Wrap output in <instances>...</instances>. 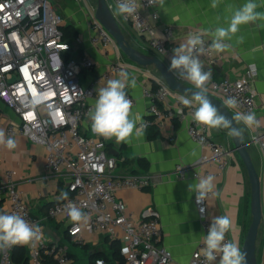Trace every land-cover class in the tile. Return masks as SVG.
I'll list each match as a JSON object with an SVG mask.
<instances>
[{"label": "built area", "instance_id": "1", "mask_svg": "<svg viewBox=\"0 0 264 264\" xmlns=\"http://www.w3.org/2000/svg\"><path fill=\"white\" fill-rule=\"evenodd\" d=\"M108 7L119 23L121 29L127 24L137 36L143 37L146 46L155 55L163 56L170 52L166 43L172 38V27L166 26L161 34L155 31L154 23L158 19L156 5H149L148 0H138L141 8L137 17L124 19L116 15L117 0H106ZM91 9L89 41L93 47L117 46L114 38L94 17ZM64 19L51 0H0V101L17 117L8 120L0 116V130L5 137H27L46 147L44 170L48 174L65 173L66 190L60 200L52 203L44 218L32 214L30 205L24 198L13 172L7 170L0 176V199H6L8 206L3 212L20 214L30 223L39 224L43 239L35 246L16 245L0 249V264H14L12 252L18 246L25 247L28 264H69L70 258L65 245L49 239L45 233L43 221L61 219L66 222L69 239L81 244L83 232L89 235L108 234L114 236L115 229L124 236L123 264H168L172 260L171 252L162 245V227L160 213L153 206L144 207L137 219L127 213L123 200L116 196L121 189L145 190L154 183L153 176L147 172L117 173L115 168L123 158L108 154L106 141L82 125L88 119V111L97 97L96 85L99 79L84 83L81 74L94 66L88 54L71 55L82 43L77 36L72 41L64 39L61 27ZM205 41V53L199 56L204 71L206 64H215L217 57L210 48L211 40L202 35ZM70 55L66 58V55ZM174 53L171 52V55ZM124 65L114 62L103 75L108 78L118 74ZM177 78L178 75L173 73ZM257 71L248 67L244 76L238 79H211L208 93L219 99L235 115L237 112L255 113L258 126L248 129L250 145H255L261 153L262 171L260 175L262 220L264 233V108L258 111L257 93L253 87ZM156 87H145L143 96L149 101L147 117L143 121L147 129L156 126L162 130L166 123L176 119H188L187 134L189 138L205 149L208 156H203L194 165L177 164L171 173L174 177L185 179L191 177L199 180L207 175H222L235 157L236 151L228 142L214 139L210 129L195 123L191 113L193 109L180 103L183 96L168 88L163 79L150 74ZM182 82H188L179 78ZM34 95L43 97L40 105L33 106ZM175 99L172 107L164 108L162 104L168 96ZM135 105L134 98L128 93ZM234 98L237 107L225 104L226 99ZM171 141L174 137L169 136ZM202 164L215 166V173ZM194 205L200 223L202 236L192 252L189 264H207L200 254L203 236L207 235L211 222L207 218V201ZM75 205L88 216L84 223L72 222L67 214L68 206ZM201 208L204 209L201 212ZM231 240L229 233L226 241ZM219 257L215 264H219ZM97 264H108L103 258ZM257 264H264V241L261 256Z\"/></svg>", "mask_w": 264, "mask_h": 264}, {"label": "crops", "instance_id": "2", "mask_svg": "<svg viewBox=\"0 0 264 264\" xmlns=\"http://www.w3.org/2000/svg\"><path fill=\"white\" fill-rule=\"evenodd\" d=\"M51 1L61 13L64 25H73L77 30V36L82 39V43L71 54L74 56L88 54L94 61L93 68L81 74L82 81L87 84L93 79H99L96 85L98 91L100 87L106 85L109 79L118 76L121 71L108 78H103L114 62H121L124 65L122 71L127 70L136 79V87H129L126 91L135 100L133 113L140 118V122H143L147 117L149 101L143 96L142 90L153 86L150 74L160 76L155 67H141L132 63L118 46L93 47L89 41L91 35L89 18L92 6L88 0ZM256 2L260 5L258 11H264V0H256ZM243 3L245 0H219L216 8L211 6L212 0H164L163 5L157 4L158 19L154 23L156 33L160 35L164 27H172V38L166 43L170 52L159 58L169 67L171 52L185 43L191 34L200 33L212 41L209 30H214L217 26H227L226 20L230 18L232 10ZM123 32L135 48L143 53L153 54L146 46L143 37L137 36L131 26L125 24ZM225 43L228 45L225 50L219 52L214 50L217 57L215 64L204 63L206 69L212 72L211 79L217 81L224 78L238 79L245 75L248 67H255L257 75L253 81V87L257 93L258 111L262 110L264 108V20L241 25L235 36L231 40H226ZM186 83L193 86L189 82ZM94 101L92 100L93 103ZM174 101V97L170 95L162 106L172 107ZM0 116L8 120L17 119L15 114L1 101ZM237 123L240 129L247 133L245 125L242 122ZM89 124V120L85 121L82 129L86 130ZM187 124V118L180 122L173 119L168 121L162 130L154 126L159 130L156 137H150L149 126L145 129L143 136L139 138L133 136L129 143L117 144L114 138L106 141L110 154L124 159L123 162L117 163L115 172H147L153 176L154 183L149 188L145 190L121 189L116 192V196L124 201L127 213L132 215L133 219H137L140 211L147 206H153L159 211L163 232L161 243L172 255V260L168 264H189L190 256L202 236L193 202L195 193L189 191V185L198 181L190 174L185 179L176 178L171 174L177 164L194 165L203 156H208L205 149L189 138ZM210 132L214 139L228 142L233 146L227 129H210ZM169 136L174 137V140L171 141ZM14 140L16 147L12 150L0 145V176L5 171L11 170L18 188L23 191L24 198L30 205L32 214L44 218L48 207L64 196L67 183L66 174L45 172L43 164L46 147L43 144L24 136H16ZM251 147L257 149L261 172L260 150L257 146L250 145L249 154ZM250 158L256 169L257 163L254 162L251 154ZM140 159L147 162L146 170L143 169ZM201 167L209 168L213 173L216 171L214 165L202 164ZM214 177L215 190L219 195L208 198L207 218L211 222L218 215H229L232 219L229 236L242 249L246 234L244 227L251 216L250 184L246 168L238 154L235 153L234 159L222 175ZM7 206L6 199H0V211H5ZM43 225L49 239L66 246L70 258L69 264H97L98 256L111 258L113 240L119 242L121 253L125 250L124 236L119 229H115L113 237L108 234L89 235L83 232L84 242L76 244L69 239L66 233L65 221L46 219Z\"/></svg>", "mask_w": 264, "mask_h": 264}, {"label": "clouds", "instance_id": "3", "mask_svg": "<svg viewBox=\"0 0 264 264\" xmlns=\"http://www.w3.org/2000/svg\"><path fill=\"white\" fill-rule=\"evenodd\" d=\"M149 5H163L164 0H148ZM219 0H212V7L216 8ZM260 5L256 0H245V3L232 10L230 18L226 20L227 26H217L209 30L212 37L210 48L215 51H223L228 45L226 40H231L240 30L241 25L255 23L264 20V11H258ZM141 8L138 0H117L115 14L128 19L136 18ZM205 41L200 33L188 36L185 43L173 49L170 58L169 71L179 78L191 83L196 91L191 97L180 96L179 100L185 107L193 109L192 120L207 129H229L230 121L213 105L207 96V84L212 78V72L204 71V66L199 56L204 54ZM137 85L134 76L127 70L121 71L116 78L109 79L105 86L97 91L94 104L87 115L90 121L91 132L105 140L115 139L117 144L129 143L133 136L139 138L144 135L146 125L140 122V118L133 113V102L128 97L127 89ZM43 97L34 95L31 101L33 106L40 105ZM225 104L236 108L237 101L228 98ZM237 122H242L246 128L252 129L258 126L255 113L237 112ZM242 129L232 128L229 135L240 136ZM0 145L12 150L16 147V141L11 137H5L0 130ZM215 177L207 175L200 177L198 182L189 185V191L195 193L196 203L202 204L208 198L218 196L215 190ZM66 196V194H64ZM204 209L201 208V212ZM67 214L72 222L84 223L88 216L77 206L69 205ZM232 229V219L229 215H218L211 220L207 235L203 236V247L200 254L207 264H215L219 257V264H246V255L242 253L239 245L232 240L226 241L227 234ZM43 239V231L39 224L30 223L20 214H12L0 211V249L10 248L16 245L35 246Z\"/></svg>", "mask_w": 264, "mask_h": 264}, {"label": "water", "instance_id": "4", "mask_svg": "<svg viewBox=\"0 0 264 264\" xmlns=\"http://www.w3.org/2000/svg\"><path fill=\"white\" fill-rule=\"evenodd\" d=\"M94 17L114 38L118 48L129 61L141 67H155L168 88L173 92L190 98L191 93L196 91L193 86L188 85L186 82H182L173 72H170L169 67L157 55L143 53L128 42L119 23L110 11L106 0H96ZM207 96L217 110L231 122L230 128L227 129L228 133L232 128L240 129L232 112L215 96L208 92ZM230 138L234 150L246 168L250 184L251 220L244 237L241 251L246 255V264H257L256 241L258 233L261 230L262 220L260 176L250 158L248 150L250 140L248 139L247 133L243 132L240 136L230 135ZM108 154H110V151H108Z\"/></svg>", "mask_w": 264, "mask_h": 264}, {"label": "trees", "instance_id": "5", "mask_svg": "<svg viewBox=\"0 0 264 264\" xmlns=\"http://www.w3.org/2000/svg\"><path fill=\"white\" fill-rule=\"evenodd\" d=\"M61 30L63 32L64 39L66 41H72L77 36V30L71 24L63 25L61 27ZM122 31H123V29H122ZM69 56H70L69 54L66 55V58ZM156 86H157L156 84H153V87H156ZM149 134L151 135L150 137H156L159 134V130L154 126H150ZM140 163H141L144 170H146L148 168L147 162L144 161L143 159H140ZM246 231H247V226L245 225L244 232L246 233ZM111 249H112V257L111 258H109L108 256H98L99 259L100 258L105 259L108 264H123L124 263L123 254L121 253V247H120L119 242L117 240L112 241ZM12 260H13L14 264H28L27 251H26L25 247H23V246L16 247L12 252Z\"/></svg>", "mask_w": 264, "mask_h": 264}, {"label": "rangeland", "instance_id": "6", "mask_svg": "<svg viewBox=\"0 0 264 264\" xmlns=\"http://www.w3.org/2000/svg\"><path fill=\"white\" fill-rule=\"evenodd\" d=\"M88 2H89V4H90V6H92V8H96V0H88ZM59 11V10H58ZM60 13V12H59ZM156 72H157V70H156ZM158 73V72H157ZM159 74V73H158ZM250 154H251V157H252V159L254 160V162H256L257 163V168H256V170H257V173H258V175L260 176V167H259V162H258V153H257V149L256 148H253V147H251L250 148ZM256 160V161H255ZM250 219H251V216H249V218H248V222H247V224H246V226H247V228H248V226H249V224H250ZM263 239H264V233H263V231H262V229L259 231V233H258V237H257V241H256V255H257V257H259V255H260V248L262 247V241H263Z\"/></svg>", "mask_w": 264, "mask_h": 264}]
</instances>
